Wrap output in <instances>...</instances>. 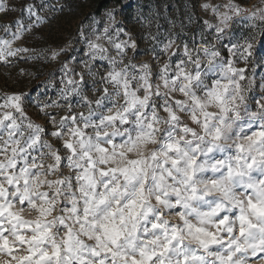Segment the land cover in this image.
Listing matches in <instances>:
<instances>
[{
    "label": "snow or ice",
    "instance_id": "snow-or-ice-1",
    "mask_svg": "<svg viewBox=\"0 0 264 264\" xmlns=\"http://www.w3.org/2000/svg\"><path fill=\"white\" fill-rule=\"evenodd\" d=\"M43 6L21 0V12L36 23L12 22V40H0V61L29 51H13L11 44L43 22ZM225 7L215 26L217 43L225 38L229 13L243 11L232 3ZM248 19L264 21V8ZM234 41L229 55L247 63L253 44ZM112 43L121 57L137 47L131 37ZM174 43L170 39L163 50ZM89 49L91 60L106 58L100 44ZM200 51L185 44L186 61L171 75L165 62L157 74L161 83L152 82L143 64L135 89V75L127 67L117 71L110 59L113 67L102 79L115 91L103 88L94 102L83 94L82 76L71 92L85 102L87 114L62 117L50 133L63 139L67 131V156L41 143L44 128L29 121L25 136L11 112L0 115V255L7 257L0 264H249V254L264 253V95L253 110L241 84L246 69L221 57L214 44L203 47V57ZM257 55L264 64V55ZM22 100L23 94L11 95L0 108L23 117ZM42 148L52 163L44 164ZM64 167L73 174L63 175Z\"/></svg>",
    "mask_w": 264,
    "mask_h": 264
},
{
    "label": "rangeland",
    "instance_id": "rangeland-1",
    "mask_svg": "<svg viewBox=\"0 0 264 264\" xmlns=\"http://www.w3.org/2000/svg\"><path fill=\"white\" fill-rule=\"evenodd\" d=\"M35 3L44 5L39 11L43 22L38 27H32L31 31H26L21 39L11 44L13 51L17 48H27L29 51L9 57L6 63L0 61V105L11 95L23 94L24 116L12 108H0V115L11 112L17 122L21 123L25 136L30 131L26 128L29 121L44 128L41 143L46 141L51 144L54 149L60 150L62 156L68 155L63 148L64 142L70 140L67 131L64 130L63 139L52 137L50 133L58 130L62 117L79 115L80 112L87 114L85 102L72 93L71 89L80 84L83 76L87 81L83 94L90 101L94 102L102 95L105 87L110 92L115 91L112 84L102 79L107 77L113 67L109 63L110 59L116 61L117 71L127 67L129 75H135L136 79L131 81L135 89L138 87L143 64L149 65L152 82L161 83L157 74L165 62H170L171 75L182 58L186 61L187 58L183 57L185 44L189 46L190 51L201 49L200 56L203 57L202 49L206 46L204 39L212 38L221 57L233 61L237 68L246 69V79L241 81V84L245 88L247 103L253 110L258 107L256 101L264 95V64L257 62V54L264 55V21L248 19L253 11L264 8L261 0H122L121 6L113 4L100 15L93 11L89 0H36ZM229 3L239 5L243 11L240 16L229 13L231 20L225 30V38L217 43L214 40L215 26L220 23V15L228 11L225 6ZM0 4L8 10L0 12V28L8 26L10 29L7 32L0 30V40H12V33L15 31L12 27L13 21L21 20L25 25H35V19H30L28 15L27 19H22L21 0H0ZM204 5L209 7L205 9ZM217 7L219 13H214L212 9ZM110 12L115 16V23L110 20ZM200 19L203 27L198 23ZM189 23L195 27V33L200 35L195 47L189 39ZM106 27L109 29L108 34L104 32ZM116 29L123 31L117 35ZM233 36L236 37L234 42L240 45H244L246 41L253 44L252 55L248 57L247 63L239 58V54L229 55V39ZM129 37L137 47L127 49L126 55L121 57L112 42L129 41ZM170 39L175 43L165 52L164 45ZM92 43H98L106 49L102 54L105 59H101L100 55L94 61L90 59L89 45ZM53 53H57L55 59H52ZM193 54L195 55V52ZM132 65L136 67L132 68ZM187 68L191 70L192 65L187 64ZM69 80L75 81L76 84H69ZM249 81L252 82L250 88ZM161 92H164L163 88ZM138 94L142 96L143 91ZM175 95L176 98L182 99L179 94ZM117 103H123V99ZM160 115L165 114L161 111ZM49 116L55 118V123ZM182 119L187 121L186 117L182 116ZM187 122L192 126L190 121ZM41 150L45 153L44 164L52 163L47 158L48 149ZM35 154L39 155V152ZM62 173L73 174L67 167L62 169ZM25 216L34 219L35 213L26 212ZM4 259L7 257L0 255V260ZM248 260L249 264H264V253L254 256L249 254Z\"/></svg>",
    "mask_w": 264,
    "mask_h": 264
},
{
    "label": "trees",
    "instance_id": "trees-1",
    "mask_svg": "<svg viewBox=\"0 0 264 264\" xmlns=\"http://www.w3.org/2000/svg\"><path fill=\"white\" fill-rule=\"evenodd\" d=\"M89 4L91 8L93 9V11L96 13V15H100L103 11L107 10L113 4L117 6H121L122 0H89ZM20 14L22 15V19L25 20L28 18L27 17L28 14L26 11L23 13L20 11ZM189 16L191 19V14ZM198 23L201 24L203 27L201 19L198 21ZM189 32L191 33L189 36V39L193 43V47H195L198 44V40H200V35L199 33H195L196 32L195 27L192 26V23H189ZM204 43L207 46L209 43L213 44V40L212 38L204 39Z\"/></svg>",
    "mask_w": 264,
    "mask_h": 264
}]
</instances>
